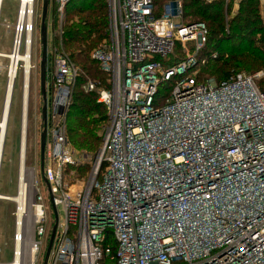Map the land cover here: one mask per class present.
I'll list each match as a JSON object with an SVG mask.
<instances>
[{"label":"built area","instance_id":"1","mask_svg":"<svg viewBox=\"0 0 264 264\" xmlns=\"http://www.w3.org/2000/svg\"><path fill=\"white\" fill-rule=\"evenodd\" d=\"M15 1V22L4 24L10 51L0 59L14 87L21 76L23 100L34 69L38 2ZM71 1L49 0L46 31L55 28L58 39L46 49L42 179L32 170L13 197L0 196L14 205L11 259L0 264H44L55 216L46 264H264L259 74L202 77L201 67L219 54L207 49L205 23L183 22L181 0H169L160 16L154 0H104L108 41L90 57L106 86L83 77L81 89L97 95L108 121L87 161L73 154L66 133L81 78L62 43ZM241 1L222 0L227 18ZM86 164V179L71 182L66 171Z\"/></svg>","mask_w":264,"mask_h":264},{"label":"trees","instance_id":"2","mask_svg":"<svg viewBox=\"0 0 264 264\" xmlns=\"http://www.w3.org/2000/svg\"><path fill=\"white\" fill-rule=\"evenodd\" d=\"M167 1L154 0L157 16L161 14V2L164 5ZM181 4L183 22L205 23L209 39L207 49L219 54L218 59L207 60L201 67V74L222 82L233 74L264 70V22L259 0H242L236 14L230 15L228 9V18L222 0L210 3L206 0H181ZM106 39L108 16L104 0H72L66 5L62 25L63 48L81 72L67 114L68 132L73 142V136H76L79 145L88 147L89 151H95L98 145L95 127L108 117L105 107L97 102L96 94L82 93V78H89L88 75L94 72L93 78L98 79L96 82L106 86V75L90 57L93 50L100 46L99 43ZM263 86L264 81L260 82L259 88L264 89ZM168 90L169 85H165L160 88L159 94L162 95L164 91L166 94Z\"/></svg>","mask_w":264,"mask_h":264},{"label":"rangeland","instance_id":"3","mask_svg":"<svg viewBox=\"0 0 264 264\" xmlns=\"http://www.w3.org/2000/svg\"><path fill=\"white\" fill-rule=\"evenodd\" d=\"M43 0H37V22H36V32L34 38V55H33V71L31 73L30 78V86H29V95H28V109L26 112V121H27V132H26V154H25V167L27 170L32 171L35 170L39 179H42L41 167H40V135L43 131V123L41 118V110H42V98L40 95V79H39V63L41 56V46L39 39V28H40V14H41V6ZM164 1V0H163ZM168 2V1H167ZM160 13H162L163 3L161 2ZM16 10H17V2L15 0H3L1 14H0V53H8L11 47V38L12 34L7 31L4 24L10 23L13 24L16 18ZM260 15L264 22V4L260 3ZM157 16V15H156ZM48 17V13H47ZM188 19V18H187ZM76 21V19H73ZM178 22L177 19H175ZM58 39V33L56 29L53 28L47 35V41L51 43L52 40ZM108 41V39H106ZM105 40V41H106ZM104 43H99L100 45ZM98 44V45H99ZM176 51L179 58L183 57V54L180 52L183 50L182 45L180 43H176ZM188 49L191 53L190 45ZM8 66V62L6 60L0 59V120L2 117L3 104L6 94V87L8 83L7 71L6 68ZM79 67V66H77ZM249 75L259 74L258 77L255 78L256 84L259 87L260 82L264 81V70H259L255 73H246ZM202 77H207L205 74H201ZM89 80L94 81L93 77H95L94 72L88 75ZM98 79H95V81ZM259 83V84H258ZM264 87V86H263ZM160 88H163L160 87ZM82 90V89H81ZM83 94H89L83 92ZM95 94V93H94ZM162 95H165V91ZM101 105V104H100ZM102 108H104L102 106ZM106 111V109L104 108ZM107 113V111H106ZM68 114V113H67ZM22 90H21V76L17 78L15 82L14 92L12 96L11 109L9 113V120L6 131V139L3 146V158L1 163V172H0V195L5 197H13L18 188L19 182V165H20V137H21V120H22ZM107 115V114H106ZM107 121L99 123L95 127L94 133L97 136L98 145L95 148V151H89L88 147H81L79 144V140L74 137V142L72 141L69 132H68V121L66 115V133L69 141V145L74 155L82 156L84 159L88 161L91 160L96 155L98 149L101 145V136L104 127L107 125ZM89 170V165L86 164L81 168L76 170H67L66 173L73 175V179L71 182H75V178L84 177L86 179V175ZM45 193V192H44ZM45 198L49 199L48 194L45 193ZM14 205L10 202L0 201V248L3 250V254L0 255V263H7L11 259V236L12 229L14 223Z\"/></svg>","mask_w":264,"mask_h":264},{"label":"water","instance_id":"4","mask_svg":"<svg viewBox=\"0 0 264 264\" xmlns=\"http://www.w3.org/2000/svg\"><path fill=\"white\" fill-rule=\"evenodd\" d=\"M48 4L49 0H43L41 6V14H40V28H39V39H40V46H41V56H40V63H39V79H40V95L42 98V110H41V118L43 123V131L40 135V167L41 172L43 169L44 163V150H45V120H46V92H45V58H46V49H47V31H46V19L48 13ZM52 203V200H50ZM54 211V208H53ZM56 216H55V224L53 225L51 236L49 239L48 247L45 254L44 264H46L47 257L51 248V244L53 241V236L56 227Z\"/></svg>","mask_w":264,"mask_h":264},{"label":"bare ground","instance_id":"5","mask_svg":"<svg viewBox=\"0 0 264 264\" xmlns=\"http://www.w3.org/2000/svg\"><path fill=\"white\" fill-rule=\"evenodd\" d=\"M5 54H2V57ZM14 92V81L10 80L8 82L7 91L5 94L2 117L0 120V172H1V163L3 158V146L6 139V129L9 120V113L11 109L12 96ZM28 90L25 91L24 97L22 100V120H21V137H20V165H19V178H25L29 174V170L25 167V154H26V132H27V121H26V112L28 109ZM3 196V195H0ZM5 197V196H3ZM1 198V197H0ZM9 198V197H8Z\"/></svg>","mask_w":264,"mask_h":264}]
</instances>
